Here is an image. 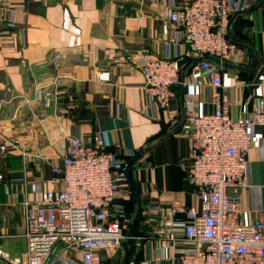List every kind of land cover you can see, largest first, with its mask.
Returning <instances> with one entry per match:
<instances>
[{
  "label": "crops",
  "instance_id": "0c3cea01",
  "mask_svg": "<svg viewBox=\"0 0 264 264\" xmlns=\"http://www.w3.org/2000/svg\"><path fill=\"white\" fill-rule=\"evenodd\" d=\"M182 1L11 0L5 20L9 33H0V127L11 130H0V139L8 137L16 148L0 160L1 233L21 231L24 200L36 201L43 191L62 187L51 164L62 165L67 138L81 136L92 144L98 131L106 149L123 163L150 146L134 169L142 210L153 200L164 205L197 203L187 173L185 121L181 119L180 127L167 134L178 121L181 92L183 102L194 100L197 112L213 110L208 81L201 87L192 84L187 65L194 58L188 43L180 38L167 41L164 11ZM254 1L232 0L235 9ZM231 30L252 45L261 61L252 71L244 69L247 57L240 65L227 63L221 70L231 116L241 118L252 114L264 96V2L243 14ZM140 48L176 60L180 79L187 68L166 109L154 105L138 65L131 60ZM253 133L246 152V183L239 189L243 223L255 222L264 209V126H254ZM128 199V192L122 190L114 203L123 219L131 218V212L120 207ZM139 224L143 234L147 227L143 220ZM0 243L11 256L23 255V239L4 237ZM147 251L153 252L146 239L134 255L146 258Z\"/></svg>",
  "mask_w": 264,
  "mask_h": 264
},
{
  "label": "built area",
  "instance_id": "2783aa9c",
  "mask_svg": "<svg viewBox=\"0 0 264 264\" xmlns=\"http://www.w3.org/2000/svg\"><path fill=\"white\" fill-rule=\"evenodd\" d=\"M11 0H0V33L7 35L5 20ZM232 0H185L166 7L168 42L184 39L194 61L192 84L211 88V112H197L193 99L183 102L189 134L188 177L195 187L197 203L148 202L142 210L147 230L135 235L136 248L147 239L152 254L131 264H264V209L253 223L240 220L239 189L245 186L246 152L254 141L253 127L264 126V96L246 117L231 116L230 95L223 90V63L240 65L244 49L226 33L227 18L236 10ZM138 65L145 89L159 109H166L180 83V69L170 57H156L140 48L131 58ZM2 132L11 130L1 126ZM16 145L0 139V160ZM59 189H48L36 201L22 202L23 220L19 233L4 237L25 242L22 256H11L0 243V264H103V253L119 251L109 264H121L124 215L114 202L127 185L124 164L106 150L101 133L88 144L81 136H69L62 165L51 164ZM4 175L0 172V182ZM122 220V221H121Z\"/></svg>",
  "mask_w": 264,
  "mask_h": 264
},
{
  "label": "water",
  "instance_id": "95a60500",
  "mask_svg": "<svg viewBox=\"0 0 264 264\" xmlns=\"http://www.w3.org/2000/svg\"><path fill=\"white\" fill-rule=\"evenodd\" d=\"M263 2H264V0H255L253 4L248 6L243 11L234 12L227 18V26H226L227 36L232 41H234L235 43H237L239 46H241L244 49L246 57H247V63H246V67L244 69L250 70V71L256 70L259 67V65L261 63L260 58H259V54L254 50V48L252 47V45L250 43H248L246 41L237 40L233 31L231 30V26L234 23L235 19L240 17L242 13H244V12L248 13V12L254 11L258 7H260ZM204 59L216 60V58H214L212 56H201L197 60L200 61V60H204ZM226 64L227 63H223V66H225ZM186 69L183 70V72H182L181 79H180L181 84L184 82L185 75L187 72ZM180 95H181L180 100H179L180 114L178 116V121L169 129L167 134L175 132L180 127L181 122L184 123V121H185V115H184V111H183L182 92ZM181 119H182V121H181ZM149 147L150 146H146L143 149H139V150L135 151L131 155L130 159L124 165V171H125V175L127 178V185L129 186V188L133 192L134 198H135V212H134V215H133L132 220H131L130 232H129L127 238L122 242V248H123L124 254H123L121 264H131V260L134 256V253L136 250L135 231H136L140 216L142 214V198H141V191H140L139 183L135 179L134 169H135V165H136L137 161L141 159V157L144 155V153L146 152V150Z\"/></svg>",
  "mask_w": 264,
  "mask_h": 264
},
{
  "label": "trees",
  "instance_id": "16d2710c",
  "mask_svg": "<svg viewBox=\"0 0 264 264\" xmlns=\"http://www.w3.org/2000/svg\"><path fill=\"white\" fill-rule=\"evenodd\" d=\"M241 11H243V10H241ZM243 14H245V12L244 13H242L241 14V16L243 15ZM241 16L240 17H238V18H236L235 19V21L234 22H237V21H239L240 19H241ZM234 35H235V37H236V39L237 40H241V41H246L242 36H240L238 33H234ZM247 42V41H246ZM194 61H197V58H194L193 60H191L190 62L191 63H189V65H187V67H188V71L190 70V66H191V64L194 62ZM236 66H238V65H236ZM106 150H108V151H111V150H109V149H106ZM118 157V156H117ZM119 158V157H118ZM120 159V158H119ZM130 159V156H127V161ZM121 160V159H120ZM126 161V162H127ZM123 162V161H122ZM126 162L125 163H123L124 165L126 164ZM123 190H125V191H127L128 192V194H129V199L128 200H124V201H121V209H122V211L123 212H125V213H127V212H131V218H129V219H122L123 220V230H124V233H125V235H127L128 236V234H129V232H130V229H131V220H132V217H133V215H134V212H135V198H134V194H133V192L131 191V189L129 188V186L128 185H126L125 187H124V189ZM117 201V200H116ZM115 201V202H116ZM114 202V203H115ZM118 203V202H117ZM130 206V207H129ZM121 220V221H122ZM142 220V215L140 216V219H139V222H138V225H137V228H136V231H135V235H138L139 234V223H140V221ZM129 227V228H128ZM106 253H103V257H104V255H105ZM135 256V255H134ZM137 256V255H136ZM111 257L109 258V260L107 259V260H104L103 259V264H109V263H111Z\"/></svg>",
  "mask_w": 264,
  "mask_h": 264
},
{
  "label": "rangeland",
  "instance_id": "374dc122",
  "mask_svg": "<svg viewBox=\"0 0 264 264\" xmlns=\"http://www.w3.org/2000/svg\"><path fill=\"white\" fill-rule=\"evenodd\" d=\"M129 228V227H128ZM18 241V243H19V240H17ZM22 244V241L20 242V245ZM19 248V246L17 247V249ZM119 255V251H112V252H109V253H106L105 255H104V260H109V258L111 257H116V256H118Z\"/></svg>",
  "mask_w": 264,
  "mask_h": 264
}]
</instances>
